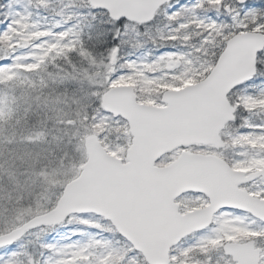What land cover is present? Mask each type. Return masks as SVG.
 Wrapping results in <instances>:
<instances>
[{
  "label": "snow or ice",
  "instance_id": "snow-or-ice-1",
  "mask_svg": "<svg viewBox=\"0 0 264 264\" xmlns=\"http://www.w3.org/2000/svg\"><path fill=\"white\" fill-rule=\"evenodd\" d=\"M0 264H264V0H0Z\"/></svg>",
  "mask_w": 264,
  "mask_h": 264
}]
</instances>
